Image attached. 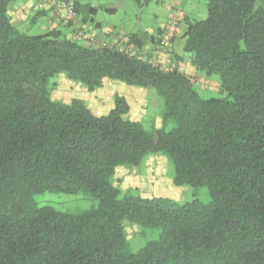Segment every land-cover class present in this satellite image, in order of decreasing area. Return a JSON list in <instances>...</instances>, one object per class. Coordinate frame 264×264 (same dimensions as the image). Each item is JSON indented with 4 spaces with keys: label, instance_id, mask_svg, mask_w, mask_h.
Masks as SVG:
<instances>
[{
    "label": "trees",
    "instance_id": "trees-1",
    "mask_svg": "<svg viewBox=\"0 0 264 264\" xmlns=\"http://www.w3.org/2000/svg\"><path fill=\"white\" fill-rule=\"evenodd\" d=\"M14 1L0 0V264H264V0H207V18H184L183 50L226 94L212 97L178 66L57 27L23 32L8 13ZM129 42L144 49L139 33ZM59 73L89 90L107 78L154 89L160 125L130 118L118 93L102 115L81 98L53 99ZM157 153L173 163L176 186L207 187L210 200L123 192L121 175ZM45 191L97 204L39 206ZM127 222L160 236L132 250Z\"/></svg>",
    "mask_w": 264,
    "mask_h": 264
},
{
    "label": "rangeland",
    "instance_id": "rangeland-1",
    "mask_svg": "<svg viewBox=\"0 0 264 264\" xmlns=\"http://www.w3.org/2000/svg\"><path fill=\"white\" fill-rule=\"evenodd\" d=\"M18 1L20 0L16 2ZM75 1L80 4L75 18L68 24L61 23V30L68 37L86 45H114L125 48L144 59L161 64L166 69L175 65H169V60H165L164 55H173L176 52L186 61L191 57V53L182 48L185 13L190 19L201 20L208 17L207 0H151L145 5H140L135 0ZM93 6L98 8L95 14H91L89 10ZM172 21H176V24H172ZM58 22L60 24L61 21ZM97 22H101L102 26H95ZM20 29L29 34L45 32L40 20ZM131 33H139L144 39L142 51L139 52L129 42ZM151 36L155 40H152ZM161 51L164 53L161 54ZM219 81L218 75H212L205 77L200 85H197L195 79L194 84L203 97L225 96V93L220 92ZM50 82L53 99L70 101L73 98H81L94 113L102 115L112 108L114 94L118 93L124 95L130 104V118L141 121L149 130L155 129L161 123L160 110L163 100L154 89L132 86L107 78L101 87L89 90L64 73L53 76ZM174 172L175 168L170 159L164 153H157L146 156L138 167L122 174V180L117 183L119 182L123 192L130 190L133 194L142 196H165L179 202L194 198L204 202L210 200L207 187L176 186L173 183ZM34 200L39 206L49 205L66 212L82 211L97 204L96 200L83 194L51 191L36 193ZM126 231L131 249L137 250L148 241L157 239L161 228L127 222Z\"/></svg>",
    "mask_w": 264,
    "mask_h": 264
},
{
    "label": "crops",
    "instance_id": "crops-1",
    "mask_svg": "<svg viewBox=\"0 0 264 264\" xmlns=\"http://www.w3.org/2000/svg\"><path fill=\"white\" fill-rule=\"evenodd\" d=\"M16 1L12 2L9 5L8 13L10 15L11 22L18 28L27 26L29 23L35 24L38 20H40L42 27L43 29H45V31L56 27L63 29V24H61V22L60 24H58L59 20L56 19V16H53L50 13L51 10L49 9L48 4L46 3L47 0H20L18 2ZM185 15L187 16L186 13ZM95 26L101 27L102 23L97 22ZM155 52L157 53L158 51L156 50ZM162 52L163 51H161L160 53L162 54ZM164 59L169 60V65L173 64L175 66H178L180 70H182L188 76L191 77L193 83L196 79L197 85H200L203 79L207 77L203 72L198 71L195 66L191 64L190 59L188 61L184 60L181 54L175 52L172 55L171 53H169L167 55H164Z\"/></svg>",
    "mask_w": 264,
    "mask_h": 264
},
{
    "label": "built area",
    "instance_id": "built-area-1",
    "mask_svg": "<svg viewBox=\"0 0 264 264\" xmlns=\"http://www.w3.org/2000/svg\"><path fill=\"white\" fill-rule=\"evenodd\" d=\"M46 3L48 4L49 9L51 10L50 13L53 16H56V19L61 21V23L68 24L75 18V0H47ZM172 24H176V21H172Z\"/></svg>",
    "mask_w": 264,
    "mask_h": 264
}]
</instances>
